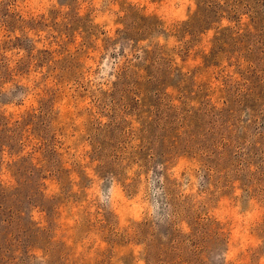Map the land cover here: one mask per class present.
<instances>
[{
	"label": "rangeland",
	"instance_id": "obj_1",
	"mask_svg": "<svg viewBox=\"0 0 264 264\" xmlns=\"http://www.w3.org/2000/svg\"><path fill=\"white\" fill-rule=\"evenodd\" d=\"M0 264H264V0H0Z\"/></svg>",
	"mask_w": 264,
	"mask_h": 264
}]
</instances>
